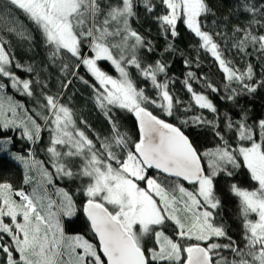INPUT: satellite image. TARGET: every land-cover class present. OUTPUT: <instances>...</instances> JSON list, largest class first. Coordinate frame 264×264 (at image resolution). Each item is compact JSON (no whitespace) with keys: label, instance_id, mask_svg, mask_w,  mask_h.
<instances>
[{"label":"snow or ice","instance_id":"1","mask_svg":"<svg viewBox=\"0 0 264 264\" xmlns=\"http://www.w3.org/2000/svg\"><path fill=\"white\" fill-rule=\"evenodd\" d=\"M138 2L147 13L157 7L154 0H0L9 18L0 28V127L19 129L31 144L41 141L45 130L50 134L47 161L35 159L31 147L27 155L11 152L14 139L0 138V153L23 165V184L31 189L0 182V264H264V119L249 124L243 110L238 120L229 113L221 115L209 95L195 90L193 81L203 80L210 92L221 88L192 71L183 85L194 105L214 118L207 119L202 111L176 126L154 114L152 109H158L174 117L182 102L170 89L168 65L161 60L143 63L141 51L153 49L131 26ZM158 3L164 11L155 19L165 38L175 39L182 22L213 58L226 82L221 99L235 101L264 87V78L255 79L250 62L241 70L226 58L234 49L236 55L255 52L264 59V0H237L240 14L249 19L233 26L231 36L205 30L203 18L215 15L207 0ZM14 11L32 25L31 32L16 23ZM32 32L42 38L50 63L58 65L64 91L49 94L47 81L38 73L36 79L16 74V69H35L16 60L4 36L31 41ZM217 37L226 41L223 46ZM166 50L175 51L174 45L169 42ZM104 62L117 75L105 71ZM191 63L184 60L186 67ZM81 69L85 75H80ZM133 72L150 83L154 95L139 86ZM73 80L91 89L94 106L109 124L108 135L90 136L91 126L63 102ZM9 88L28 97L39 88L38 110L5 95ZM190 108L185 107V113ZM117 111L134 116L137 139L121 131ZM184 126L211 129L215 146L201 152L182 131ZM226 130L233 133V142ZM241 168L254 186L232 183L228 188L238 200L237 241L223 222L215 182ZM153 169L155 175L149 176ZM79 213L91 239L65 231V222L79 218Z\"/></svg>","mask_w":264,"mask_h":264},{"label":"trees","instance_id":"2","mask_svg":"<svg viewBox=\"0 0 264 264\" xmlns=\"http://www.w3.org/2000/svg\"><path fill=\"white\" fill-rule=\"evenodd\" d=\"M157 3V7L154 12H145L142 3H137V16L130 22L132 28L138 31L146 40L150 41L152 52L141 51V57L143 63L152 64L156 60H161L168 65L167 77L170 78L173 83L170 84V89L174 96L182 103L178 106L174 117H167L158 109H152L154 114L160 116L162 119H166L168 122L180 126V119H185L193 115H199L203 111V115L212 120L213 114L207 110H200L197 108L191 100L190 94L186 91L183 81L189 71L196 73L198 77H206L209 81L213 82L217 87L221 88V92H210L204 84L203 80L193 81V87L196 91H204L209 95V98L219 109L221 115L229 113L233 120H238L242 115V110L246 111L248 116V123L255 124L260 119H264V87L257 88L255 93L243 94L237 97L235 101H227L221 99L226 93L223 91L224 77L218 70L216 63L209 53H206L203 49L199 48L198 40L192 34L182 22H178L177 31L179 35L173 39L170 36L165 38L161 32L159 23L155 17L163 14V7L159 5L158 0H154ZM209 7L212 9L213 14H208L203 18L205 30L209 32H226L231 36L230 29L236 25H243L248 22L249 17L242 16L240 14L241 9L237 7V0H207ZM13 15L23 23L28 31H32V25L21 14L13 12ZM0 28H2L0 26ZM33 39L31 41H25L18 37L4 36L5 39H10V51L14 52L15 58L22 65H31L35 71L28 73L23 69H16V74L22 79H36L37 73L39 79L46 80L48 84L49 94H56L58 91H64L60 89V80L63 79L62 74L59 72L58 65H52L48 60V49L42 42V38L38 33L32 32ZM221 45L225 44V40L221 37H217ZM171 42L174 45L175 51H167V45ZM226 58L231 60L235 67L244 70L247 63H251L256 73L255 79L259 80L262 77L261 73H264V59L259 57L258 53L253 52L251 56H240L235 54V50L232 49L226 54ZM191 60L190 66L186 67L184 60ZM102 68L111 75H117L114 68L108 62L102 63ZM80 75H85L83 69L80 70ZM134 78L138 79L140 87H145L149 95H154L151 89L150 83L146 84L142 77H137L133 72ZM87 78V77H86ZM69 79H72L69 77ZM235 86V85H233ZM36 95L34 97H28L27 95L17 92L14 89H6L5 95L11 96L15 102H19L24 108L36 111L37 100L40 99V89H35ZM70 98V99H69ZM63 102L72 107L77 117H82L91 126V132L88 134L91 136L94 133L100 136L109 134V124L104 115L98 108L94 106L91 100V89L82 84L79 80H73L72 85L66 90V95ZM191 105V108L185 113V107ZM24 112L21 110L20 116L23 117ZM115 118L121 125V131L127 132L132 139L138 138V129L136 127V121L134 116L127 112L117 111L115 112ZM43 123L42 121H40ZM182 131L193 140L195 146L203 152L208 148L215 146L217 142L212 135L211 129L207 127H182ZM257 136L259 135V129H256ZM5 136H11L14 139V146L10 145L11 152L19 153L20 155H27L28 150L31 147L35 153V159L48 160V153L46 151L49 146L50 134L47 130L42 133V140L37 141L36 144H31L29 141L21 136V131L16 128L4 129L0 127V138ZM233 133L226 130V138L232 141ZM23 165L13 159L6 153H0V182L7 181L13 184L17 189L23 187L26 191H30V186L23 184L24 178ZM149 176L155 175L154 170H149ZM61 186H66L65 182H60ZM216 190L222 199V208L220 209L223 222L229 228V234L232 235L237 241L240 239L241 226L240 218L238 216V200L228 190L229 185L232 183L237 184L242 188H251L254 186V182L251 181L249 173L246 169L241 168L235 172L232 177H226L224 175L219 176L216 179ZM145 185L141 183V187ZM186 187H191L185 183ZM82 199V198H81ZM79 218H71V223L65 222V231L68 234H84L88 238H92V234L88 230L87 222L82 213L78 214ZM8 222V221H6ZM169 235H172L171 228H166ZM7 239V237H5ZM4 257L0 255V261Z\"/></svg>","mask_w":264,"mask_h":264},{"label":"rangeland","instance_id":"3","mask_svg":"<svg viewBox=\"0 0 264 264\" xmlns=\"http://www.w3.org/2000/svg\"><path fill=\"white\" fill-rule=\"evenodd\" d=\"M12 16L15 17V15H13L12 13ZM8 16H7V9H3V8H0V26L1 27H4V25L7 23L8 21ZM16 23L17 24H21V21H19L17 18H16ZM23 24V23H22ZM23 27H25L23 25ZM26 28V27H25Z\"/></svg>","mask_w":264,"mask_h":264},{"label":"water","instance_id":"4","mask_svg":"<svg viewBox=\"0 0 264 264\" xmlns=\"http://www.w3.org/2000/svg\"><path fill=\"white\" fill-rule=\"evenodd\" d=\"M154 170V169H153ZM155 171V170H154Z\"/></svg>","mask_w":264,"mask_h":264}]
</instances>
